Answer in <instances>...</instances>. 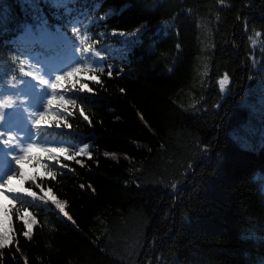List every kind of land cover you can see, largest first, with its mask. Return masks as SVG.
I'll return each mask as SVG.
<instances>
[{
  "label": "trees",
  "instance_id": "1",
  "mask_svg": "<svg viewBox=\"0 0 264 264\" xmlns=\"http://www.w3.org/2000/svg\"><path fill=\"white\" fill-rule=\"evenodd\" d=\"M49 71L0 264H264V0H0L3 106Z\"/></svg>",
  "mask_w": 264,
  "mask_h": 264
},
{
  "label": "rangeland",
  "instance_id": "2",
  "mask_svg": "<svg viewBox=\"0 0 264 264\" xmlns=\"http://www.w3.org/2000/svg\"><path fill=\"white\" fill-rule=\"evenodd\" d=\"M33 73L34 78L32 81L27 82L24 88L8 93L9 96L6 99L5 106L0 101V185H3V187L5 186L4 180L8 178L5 175L7 173L6 165L11 163L15 156L21 154L25 147L29 146V144L24 145V137L21 134L29 129L25 125L40 126V124H36V119L42 114L47 104L50 85L57 72L49 71L44 74L38 72ZM227 84L228 82L225 87ZM20 95L21 97H19ZM22 97H26L27 99H22V102H20L19 98ZM24 103L26 106L19 108ZM19 129L20 133L16 132ZM30 144L34 145L39 143L31 140ZM20 146H23V149H19ZM21 189L31 191L34 195L28 196L27 191H22ZM5 190L33 204L44 205L45 202V204L50 205L48 202H52V199H50L51 196H45V192L41 196L31 189L20 188L12 183ZM0 193H3V195H0V204L7 202L5 193Z\"/></svg>",
  "mask_w": 264,
  "mask_h": 264
},
{
  "label": "snow or ice",
  "instance_id": "3",
  "mask_svg": "<svg viewBox=\"0 0 264 264\" xmlns=\"http://www.w3.org/2000/svg\"><path fill=\"white\" fill-rule=\"evenodd\" d=\"M82 69L80 68H76L74 72H69L68 73V76H72V75H75V73L77 72H81ZM109 75H111V71L109 72ZM66 77H63V76H58L56 77V80L57 82H59L60 80H63L65 79ZM93 80L96 79L95 76L92 77ZM228 82V77L225 76L224 79L220 80L219 81V86H220V91H223L224 88H225V85L226 83ZM57 87L56 84H53L52 85V88L55 89ZM57 101L53 100V99H49L47 101L48 105L51 106L53 103H56ZM60 104H68V103H71V101H65L63 99H61L59 101ZM81 115L84 116V113L83 111H81ZM48 116V112L45 111L40 117L39 119L36 121V124L39 125L41 124L42 122H44L46 120ZM84 119L87 120L88 118L86 116H84ZM88 149L87 146H83L80 148L79 152H76L75 155L76 156H79L81 154H87L89 156V159H91V154L90 153H86V150ZM36 150V147L35 145L33 144H29V146L24 149V155L23 156H20L18 159H16V164L18 166H22L27 160L31 159V157L29 156V153L33 152ZM42 151L44 152H48V153H51V152H59L60 155H63L65 156V159H72V157L70 156H67L66 153L68 151L67 148H64V147H61V148H43ZM107 155V154H106ZM45 172H47V170L45 169ZM47 175H50L52 176L53 178L55 177V173H47ZM36 176L35 174H32V175H28L26 174L23 170H21V173H20V183L22 184L25 180H28V179H32V180H35ZM15 179V177H9L7 183L8 184H11L12 183V180ZM22 191H27L25 189H21ZM0 195H3V193H0ZM27 195L28 196H33L34 194L31 192V191H27ZM45 196H50L49 192H45L44 193ZM50 199H52V202L55 204V207L58 208L60 210V212H64L65 209H64V206L59 203L58 201L55 200L54 197H50ZM27 215V213H25ZM36 221H32V223H35ZM26 227H27V231L24 232V235L25 236H28L29 233L32 231V228H31V225L30 224H26ZM6 242H10L9 241V238L7 237V235L3 234V233H0V247H3L4 244Z\"/></svg>",
  "mask_w": 264,
  "mask_h": 264
}]
</instances>
